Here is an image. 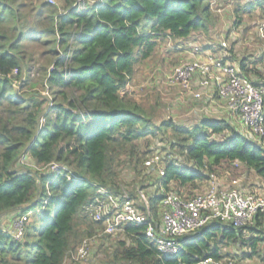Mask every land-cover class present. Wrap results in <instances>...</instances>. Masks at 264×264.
<instances>
[{
	"label": "trees",
	"instance_id": "1",
	"mask_svg": "<svg viewBox=\"0 0 264 264\" xmlns=\"http://www.w3.org/2000/svg\"><path fill=\"white\" fill-rule=\"evenodd\" d=\"M75 1L65 0L63 12L46 7L47 1L38 5L37 16L47 23L32 29L40 38L49 36L43 41L52 58L35 72L39 80L34 81L23 55L22 2L0 0V23H7L0 26V264H63L83 237L100 232L108 239L111 235L86 210L99 187L115 195L128 188L142 210L136 191L150 187L146 197L157 220L163 193L191 198L204 192L209 186L193 191L218 171L230 168L234 179L231 170L242 166L244 175L253 171L264 181V151L241 133L236 119L208 114L207 102L193 97L184 101L189 116L178 113L174 119L175 109L162 113L150 104L147 110L127 93L135 66L161 42L169 40L176 43L169 46L180 50L190 37L201 50L209 49L264 87V42L246 55L230 39L231 28L220 37L222 13L214 11L218 6L212 0H79L73 5ZM229 1L237 28L245 12L251 16L260 11L264 23V0ZM185 60L182 54L180 62ZM213 90L217 99V87ZM176 107L177 112L185 110ZM156 153L163 174L144 164ZM53 163L58 170H52ZM234 185L246 192L245 183ZM25 204L30 206L21 209ZM24 213H32V221L16 239L10 222ZM145 229V224H125L119 231L122 238L109 245L106 264H190L207 256L255 254L264 263L260 217L246 227L206 225L185 239L175 256L160 254ZM229 244L247 246L250 252H225L224 257L221 246Z\"/></svg>",
	"mask_w": 264,
	"mask_h": 264
},
{
	"label": "built area",
	"instance_id": "2",
	"mask_svg": "<svg viewBox=\"0 0 264 264\" xmlns=\"http://www.w3.org/2000/svg\"><path fill=\"white\" fill-rule=\"evenodd\" d=\"M261 27H264V23ZM185 44L193 45V57L171 68L164 75V85L181 95L204 99L205 102L220 100L224 108L222 110L237 120L241 133L249 135L264 151V87L241 75L233 64L223 62L212 53L199 57L200 45L192 40L184 42L186 47ZM194 83L198 84V90L194 89ZM215 87L217 99L214 97ZM144 164L155 165L159 174L164 173L158 153ZM51 168L58 170L59 165L53 163ZM214 176L211 175L207 190L191 198H184L174 192L163 193L158 202L157 220L147 197L139 195L145 207L142 210L126 191L115 195L102 187L97 189L98 196L86 206V210L94 221L104 226L103 233L110 235L121 231L127 223L145 224L146 235L154 242L157 251L165 256L180 253L185 239L194 237L211 223L222 222L237 228L246 227L254 225L257 217L262 218L264 223V195L241 192L235 186H224ZM160 191H163L161 186ZM28 220L29 213L12 219L9 231L14 238L22 237ZM96 237L97 235H93L83 239L72 253L71 260L75 263L87 261L91 255V243ZM190 264H235V260L207 256Z\"/></svg>",
	"mask_w": 264,
	"mask_h": 264
},
{
	"label": "rangeland",
	"instance_id": "3",
	"mask_svg": "<svg viewBox=\"0 0 264 264\" xmlns=\"http://www.w3.org/2000/svg\"><path fill=\"white\" fill-rule=\"evenodd\" d=\"M21 7H20V18L22 19L23 25L26 27H23L24 29V38L22 40V48H23V55L26 62H28L29 65L32 67V74L31 78L34 81H38L39 77L37 76L38 73H35L37 70L41 71L40 68L43 65H46L52 58L50 55V52H47L49 50L50 45L49 43L43 41L44 39L49 38V36H44L40 38V33L38 30L32 29V25H40V26H46L47 21L37 16V7L40 5L42 1H47L48 4L46 7L53 8L56 7L58 12H63V6L65 4V0H20ZM80 2L79 0H76L73 2V5L78 4ZM218 4V5H217ZM213 6H218V8L214 9L220 17V22L218 23V29L221 36L224 34V29L231 28L230 30V39H234L236 41V47H239L240 51L242 50L246 55H248L250 52H253L258 47H261L264 42V27L262 28L260 25H262L263 22L260 17L261 12L260 11H253L251 16L249 13H244L241 16V23L238 25V28L233 25V18L236 14L234 12L235 6L232 2L229 0H212ZM43 9V8H42ZM21 22V20H20ZM7 23H0L1 27H4ZM256 31L259 32V35L256 33ZM13 33H11L12 35ZM41 40H40V39ZM222 41L226 42L225 39H222ZM169 40L165 42H161L160 45L156 48V50L153 52V54L146 60L138 63L135 66L134 73L127 85V93L130 97H132L135 101L138 103L144 105V107L149 109V105L152 104L157 107V110L159 112L163 110H172L175 109V113L173 114L174 119H178L176 116L178 113H180L179 116L181 117H188V113H185L189 108L184 103L185 99L189 97L188 95H181L178 93L175 89H172L164 85V75L167 74L172 67L177 65L180 62L181 55L185 52L180 50H174L172 46H169V44L173 45L176 43L170 42ZM264 46V44H263ZM262 46V47H263ZM58 48V47H57ZM59 49V48H58ZM182 53V54H180ZM62 55V53L60 54ZM183 55V58H184ZM264 68V64H263ZM38 87L42 88L37 84ZM23 94H26L27 89H21L20 90ZM44 95H48L46 91H43ZM217 101V100H214ZM171 103L173 105L171 106ZM176 106H179L181 108H184L185 110L178 111L176 110ZM179 109V108H177ZM187 109V110H186ZM225 111L222 112H213L210 113L211 115H217V116H225ZM171 115V114H170ZM149 157L148 159H150ZM147 159V160H148ZM230 167V166H229ZM228 168V167H227ZM230 169V168H228ZM223 170V172L218 171V173L215 174V180L218 182H221L227 186H235V183L240 184L243 182L245 183L244 191L261 194L264 195V181L253 171H250L244 175L245 169L242 166L237 167L236 169H232L231 171H235V178L230 179L232 176V173L230 170ZM238 173V174H237ZM241 173V174H240ZM234 175V174H233ZM147 179L144 180L145 183ZM210 185V182H203L199 186H197V189L193 192L197 193L200 191L205 190ZM151 188L146 187L142 191H138L137 189L136 193L138 195H143V197L146 198L147 190H150ZM208 189V188H207ZM206 189V190H207ZM125 190V189H124ZM128 190V188H127ZM126 190V192H127ZM128 194V192H127ZM136 199V198H135ZM32 213L29 214V223H31L32 219L31 216ZM94 235H97L95 240L91 243V255L88 258L87 261L84 262H78L75 263L71 261V255L75 252L76 247L79 246L80 242L88 238L90 236L83 237L76 245L75 249L70 253L69 257L66 258L65 262L63 264H106L108 261L107 254L110 253L109 245L113 243L115 240L122 238V235L119 233H116L114 235H111L108 237V239H105L100 232H96ZM105 241V244L100 247V243ZM260 247L264 248V244H261ZM105 248V250H104ZM221 250L223 253V256L225 257V252L230 253L229 256L235 255L236 252L245 251L246 253H249L250 250L247 246H240L236 244H229V245H222ZM240 257V256H239ZM228 258V257H227ZM235 264H264L261 257L258 255H253L252 257H241V258H234ZM131 264V263H127Z\"/></svg>",
	"mask_w": 264,
	"mask_h": 264
},
{
	"label": "crops",
	"instance_id": "4",
	"mask_svg": "<svg viewBox=\"0 0 264 264\" xmlns=\"http://www.w3.org/2000/svg\"><path fill=\"white\" fill-rule=\"evenodd\" d=\"M187 40H189L190 42H191V40L193 41L194 39H193V37H190L189 39H187ZM187 40H184L182 43H184V42H186ZM195 41V40H194ZM194 43H196V42H194ZM196 44H198V43H196ZM182 45V44H181ZM186 45V47L185 46H183L182 48H181V50L182 51H184L185 52V55H184V57H185V59H189V58H191V57H193V54H192V51H193V45H191V44H185ZM198 45H200V44H198ZM208 53H210V50L209 49H206V48H204L203 50H201V52L198 54V56L199 57H201V56H205V55H207ZM191 54H192V56H191ZM193 87H194V89H196V90H198L199 88H198V84L197 83H194L193 84ZM189 97H190V95H188ZM223 105H222V103H221V101H219V100H217V101H211V102H207L206 103V107H204L205 108V110H208V114H210V113H213V112H222L223 110H222V107ZM210 109V110H209ZM224 109V108H223ZM189 111V110H188ZM191 111H189V113H190ZM188 113V114H189ZM211 115V114H210Z\"/></svg>",
	"mask_w": 264,
	"mask_h": 264
},
{
	"label": "water",
	"instance_id": "5",
	"mask_svg": "<svg viewBox=\"0 0 264 264\" xmlns=\"http://www.w3.org/2000/svg\"><path fill=\"white\" fill-rule=\"evenodd\" d=\"M29 206H30V204L22 205V206H21V209H25V208H27V207H29Z\"/></svg>",
	"mask_w": 264,
	"mask_h": 264
}]
</instances>
